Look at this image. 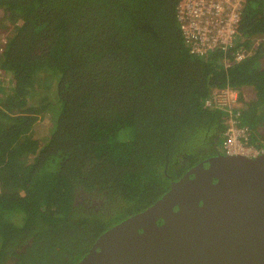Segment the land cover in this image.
Wrapping results in <instances>:
<instances>
[{
    "label": "trees",
    "instance_id": "trees-1",
    "mask_svg": "<svg viewBox=\"0 0 264 264\" xmlns=\"http://www.w3.org/2000/svg\"><path fill=\"white\" fill-rule=\"evenodd\" d=\"M178 2L0 0V264H76L222 152L227 111L204 104L215 89H237L249 142L264 141V0H244L232 49L246 56L230 66L222 50L190 53Z\"/></svg>",
    "mask_w": 264,
    "mask_h": 264
},
{
    "label": "water",
    "instance_id": "water-1",
    "mask_svg": "<svg viewBox=\"0 0 264 264\" xmlns=\"http://www.w3.org/2000/svg\"><path fill=\"white\" fill-rule=\"evenodd\" d=\"M76 264H264V153L200 161Z\"/></svg>",
    "mask_w": 264,
    "mask_h": 264
},
{
    "label": "built area",
    "instance_id": "built-area-1",
    "mask_svg": "<svg viewBox=\"0 0 264 264\" xmlns=\"http://www.w3.org/2000/svg\"><path fill=\"white\" fill-rule=\"evenodd\" d=\"M243 3L244 0H179L175 10L176 20L190 53L204 55L222 50L226 53L223 58L225 66L242 60L246 56L245 49L232 48ZM237 99V89L227 86L212 91L204 104L227 111L222 152L255 158L264 153V141L261 144L249 142L248 127L239 122L242 111L240 106H235Z\"/></svg>",
    "mask_w": 264,
    "mask_h": 264
},
{
    "label": "rangeland",
    "instance_id": "rangeland-1",
    "mask_svg": "<svg viewBox=\"0 0 264 264\" xmlns=\"http://www.w3.org/2000/svg\"><path fill=\"white\" fill-rule=\"evenodd\" d=\"M7 17V15H6ZM5 35L6 32H1ZM4 35H0L3 39ZM261 38L256 37L254 38V44H258L261 42ZM264 42V38H263ZM245 49V48H244ZM261 64L264 66V56L261 59ZM45 77L40 80V87H38V92H44V88L48 90V92L51 94V91L55 89L57 85V75L51 73L50 71H45ZM5 80L4 82L9 83L10 79L8 76H4ZM4 79V78H3ZM37 84V83H36ZM44 86V87H42ZM249 92V91H248ZM53 117H50L49 115H45L41 117L36 123H35V129H34V134L33 137L37 139V142L39 145H41L47 138V136L50 134V128L51 127V121ZM53 124V123H52ZM260 131L264 133V128H261ZM6 264H11L10 261L6 262Z\"/></svg>",
    "mask_w": 264,
    "mask_h": 264
},
{
    "label": "flooded vegetation",
    "instance_id": "flooded-vegetation-1",
    "mask_svg": "<svg viewBox=\"0 0 264 264\" xmlns=\"http://www.w3.org/2000/svg\"><path fill=\"white\" fill-rule=\"evenodd\" d=\"M206 159H208V158H206ZM206 159H205V160H206ZM205 165H207V163H205ZM186 172H187V171H186ZM161 220H162V219H160V218L157 219V221H161ZM11 264H12V263H11Z\"/></svg>",
    "mask_w": 264,
    "mask_h": 264
}]
</instances>
